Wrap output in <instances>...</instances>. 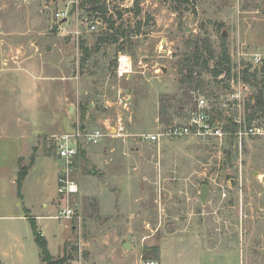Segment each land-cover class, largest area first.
I'll return each instance as SVG.
<instances>
[{
    "label": "rangeland",
    "instance_id": "374dc122",
    "mask_svg": "<svg viewBox=\"0 0 264 264\" xmlns=\"http://www.w3.org/2000/svg\"><path fill=\"white\" fill-rule=\"evenodd\" d=\"M68 1L0 0V264H43L30 219L49 254L69 257L67 264H264V137L241 146L226 134L204 142L143 138L157 132L158 98L174 94L173 64L192 35L208 36L218 49L225 34L233 65L229 77L205 76L208 90L196 98L208 102L222 130L227 118L244 119L254 90L239 72L264 66V0H191L182 6L141 0L138 14L134 0H103L115 26L130 32V43L124 42V51L100 44L90 61L106 67L128 55L132 69L120 79L91 78L81 68V42L94 50L106 24L84 14L88 0ZM59 10L67 19H55ZM252 55L261 61L254 63ZM91 101L94 110L85 109L81 121L80 107ZM189 108L174 123H186ZM102 118L112 135L121 129L114 152L99 142L74 158L73 215L58 219L63 206L54 137L80 123L101 128ZM21 169L27 175L19 198ZM202 185L209 187L203 204ZM125 243L130 249H122Z\"/></svg>",
    "mask_w": 264,
    "mask_h": 264
},
{
    "label": "trees",
    "instance_id": "16d2710c",
    "mask_svg": "<svg viewBox=\"0 0 264 264\" xmlns=\"http://www.w3.org/2000/svg\"><path fill=\"white\" fill-rule=\"evenodd\" d=\"M179 6L189 4L191 0H175ZM136 7L135 14L139 13L138 4L141 0H134ZM89 5L84 9V14L92 21L100 20L106 24V32L97 37L94 50L88 49L81 42L82 59L81 68L85 67L89 70V77L96 78L97 75L106 77L108 74L115 77L116 63L110 62L105 67V64L99 65L98 59L91 60L93 53L99 51L100 44H117L119 51H124V42H129L130 32L123 28L121 24L115 26V23L107 16V9L103 0H88ZM180 7H177L179 9ZM98 14V15H97ZM221 43L218 49L214 48L210 38L206 35H192L184 39L183 50L179 52V59L173 64L176 73V90L173 95H163L158 98V116L160 124L165 127L173 124L175 118L184 116V110L192 112L195 109V93H203L208 90L210 81H206L205 76L216 81L220 76L229 77L232 74L233 65L226 45L225 37L220 36ZM125 39V41H124ZM123 40V41H119ZM126 55V54H123ZM128 56V55H126ZM241 82L253 88L251 101L245 104L244 124L248 127L251 125H259L258 122L264 121V66L258 70H250V66L242 69ZM95 79L92 80L94 83ZM174 84V87H175ZM213 95V93L208 94ZM88 103H84L80 107V119H84V110L88 109ZM216 118H220L221 114L216 111ZM224 131L234 133L238 126L233 123L232 119H226ZM80 123L79 125H81ZM82 128V127H81ZM234 139V137L231 135ZM231 144V142H230ZM82 150H80V153ZM229 156V153L227 154ZM230 159V157L228 158ZM27 170L21 169L16 181L18 197L21 198L20 190L22 181L26 177ZM31 230L33 233L34 242L39 250V258L43 264H67L70 260L67 256L53 257L47 249V241L42 234L37 230L35 222L30 219Z\"/></svg>",
    "mask_w": 264,
    "mask_h": 264
},
{
    "label": "built area",
    "instance_id": "2783aa9c",
    "mask_svg": "<svg viewBox=\"0 0 264 264\" xmlns=\"http://www.w3.org/2000/svg\"><path fill=\"white\" fill-rule=\"evenodd\" d=\"M68 2L76 3L75 0H69ZM54 17L58 21L67 19V13L66 11L59 10L55 13ZM94 28V25L90 26V30ZM252 56L254 63L261 61L258 55ZM131 69L132 62L130 57L120 54L117 58L114 71L116 78H123L131 72ZM231 98L238 100L239 95L233 93L231 94ZM223 106L227 107L228 104L225 102ZM232 121L238 126L234 133L222 130L213 120L212 109L208 102L203 98L197 97L195 98V110L189 114L186 123H173L143 138L150 143H159L162 139L174 140L178 138H194L204 142L211 138L222 140L223 136L226 134V136L232 135L238 145L241 146L242 141L245 139L264 137V124L251 125L248 127L244 124V119H240L239 117L233 118ZM105 136L106 133L101 129L86 130L77 124L70 132L62 133L54 137L56 156L60 163L57 178V194L63 206L57 217L58 219H70L73 215V211L68 206V201L72 196L78 193V185L70 176L74 158L80 154V150H83L84 147L97 145ZM141 264H155V262L150 260L142 262Z\"/></svg>",
    "mask_w": 264,
    "mask_h": 264
},
{
    "label": "crops",
    "instance_id": "0c3cea01",
    "mask_svg": "<svg viewBox=\"0 0 264 264\" xmlns=\"http://www.w3.org/2000/svg\"><path fill=\"white\" fill-rule=\"evenodd\" d=\"M128 75V74H127ZM126 75V76H127ZM125 76V77H126ZM74 78V77H73ZM66 79H72V78H68V77H66ZM71 93V92H70ZM69 93V94H70ZM70 95H73V93H71ZM88 95V93H86L85 92V96H87ZM66 98H64V100H67V97H68V95H66L65 96ZM88 106H89V111H92V110H94V102H89L88 103ZM106 107V106H105ZM68 112L69 113H72V107L71 106H69L68 105ZM71 109V110H70ZM96 109V108H95ZM97 111H95V113H96ZM156 112L158 113V107H156ZM156 121H157V131L158 130H161V129H163L165 126L163 125V124H160V122H159V116H157L156 117ZM173 123H174V121H173ZM99 124L101 125V128L100 127H95V128H91V129H101V130H103V129H106V136L100 141V143L97 145V146H100L101 144H105V147H107V150H108V152H109V154H111V153H113L114 152V147L112 146L113 145V143H114V141H115V139H117L118 137H119V129H117V130H114V134L112 135L111 134V127H109L108 125H107V120H105V118H102V119H99ZM83 129H86V130H91L90 129V126H87L85 123H82L81 125H80ZM103 128V129H102ZM156 133V132H155ZM109 138V139H108ZM148 142V141H147ZM161 143H171V142H169L168 140H166V139H162L160 142H159V144H161ZM96 147V146H95ZM88 149H86V150H91L93 147H91V148H89V147H87ZM85 149H83L82 150V152H81V154L83 153V152H85L84 150ZM107 152V153H108ZM107 153L104 151V156L105 155H107ZM94 154H90V152H89V156H93ZM109 162H110V157H109ZM111 162H112V159H111ZM120 167H116V166H108V168L107 169H112V170H114V169H119ZM58 169H57V177H56V181H57V178H58ZM110 176L112 177V178H117V177H119V176H121L119 173H117V172H111V174H110ZM209 193V192H208ZM45 206V205H44Z\"/></svg>",
    "mask_w": 264,
    "mask_h": 264
},
{
    "label": "water",
    "instance_id": "95a60500",
    "mask_svg": "<svg viewBox=\"0 0 264 264\" xmlns=\"http://www.w3.org/2000/svg\"><path fill=\"white\" fill-rule=\"evenodd\" d=\"M65 22V20L63 21ZM223 36L225 37V34H223ZM163 72H165V69H162ZM71 110V109H70ZM209 192V187L206 186V185H202L200 187V193H199V196H198V199L199 201L203 204L205 202V198L207 196ZM122 249L123 250H127V249H130L129 245L127 243H125L123 246H122Z\"/></svg>",
    "mask_w": 264,
    "mask_h": 264
}]
</instances>
